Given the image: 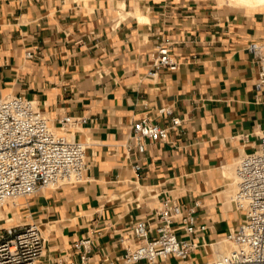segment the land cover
I'll return each mask as SVG.
<instances>
[{"label":"crops","instance_id":"obj_1","mask_svg":"<svg viewBox=\"0 0 264 264\" xmlns=\"http://www.w3.org/2000/svg\"><path fill=\"white\" fill-rule=\"evenodd\" d=\"M230 1L0 0V93L35 100L56 128L66 114L88 119L74 131L87 143L84 181L26 201L46 240L40 264L78 262L74 243L87 236L105 264L124 252L135 221L156 225L164 198L207 225L185 236L199 244L194 261L240 223L234 165L264 133V88L248 50L264 45V6ZM163 42L179 66L151 76ZM144 117L169 134L141 152L132 125Z\"/></svg>","mask_w":264,"mask_h":264},{"label":"built area","instance_id":"obj_2","mask_svg":"<svg viewBox=\"0 0 264 264\" xmlns=\"http://www.w3.org/2000/svg\"><path fill=\"white\" fill-rule=\"evenodd\" d=\"M248 50L259 67L255 86L260 91L264 88V45L252 41ZM26 56L32 57L34 52L28 50ZM178 66L170 45L157 44L149 74ZM87 121L83 115L66 114L56 128L35 100L0 93V209L8 199L29 198L43 189L84 181L87 143L76 139L74 131ZM180 122L174 118L172 126ZM168 134V127L148 117L132 125V138L141 152L147 140L164 141ZM133 168L138 173L142 166L137 162ZM235 180L233 201L242 218L223 237L232 244L231 251H214L205 260L194 261L191 255L199 244L185 236L204 232L207 225L197 222L193 208L184 209L164 198L156 211V225L146 219L135 221L125 236L124 252L104 260L105 264H264V133L254 150L237 160ZM26 217L30 221L0 227V264H40L45 256L46 240L40 224L31 215ZM92 244L91 236L74 243L78 262L57 258L48 264H102L92 259Z\"/></svg>","mask_w":264,"mask_h":264},{"label":"bare ground","instance_id":"obj_3","mask_svg":"<svg viewBox=\"0 0 264 264\" xmlns=\"http://www.w3.org/2000/svg\"><path fill=\"white\" fill-rule=\"evenodd\" d=\"M232 2H235V4L237 3V5H238V3H243V5H244V3H246V5H248V4H251L252 6H255V7H257V6H260V5H263L264 6V0H231ZM230 1V2H231ZM229 2V1H228ZM248 3V4H247ZM233 4V3H232ZM245 6V5H244ZM235 169V168H234ZM236 185V184H235ZM236 188H237V186H236ZM17 199V198H16ZM16 199H8L6 202H5V204H4V206L0 209V219L4 216L5 217V215L8 213V212H10L11 211V209L12 208H15L16 206H18L19 204H20V202L18 201V200H16ZM25 204V203H24ZM23 204V205H24ZM4 207H6L5 208V210H4ZM15 217H11V216H9V217H6V221L7 222H5V223H0V227H9L10 225H11V221L14 219ZM16 219H17V217H16ZM224 242H227V241H223L222 240V242H219V243H215L214 245H213V249H214V251H215V253H217L218 251H220V252H229V251H231L232 249H233V246L232 245H229V246H227V244H225Z\"/></svg>","mask_w":264,"mask_h":264},{"label":"rangeland","instance_id":"obj_4","mask_svg":"<svg viewBox=\"0 0 264 264\" xmlns=\"http://www.w3.org/2000/svg\"><path fill=\"white\" fill-rule=\"evenodd\" d=\"M224 1V0H222ZM237 162V161H236ZM236 167V163L234 165V168ZM234 177H235V169H234ZM236 192V186L233 187V195L234 193ZM30 198V197H29ZM29 198H17L16 200H18L20 202V204L18 206H16L15 208H12L10 212H8L5 217L3 216L0 220H3L5 219L6 220V217H15L12 221H11V225L12 224H15V223H23V222H27V221H30V219L28 217H26V212H24V209L25 207L27 206L26 204V201L29 199ZM23 203H25V206L23 205ZM6 207H4V210H5ZM17 217V219H16ZM7 222V221H6ZM0 223H4V222H0ZM10 225V226H11ZM225 244H227V246L229 245H232L228 242H224ZM229 244V245H228ZM207 253H205V257H207Z\"/></svg>","mask_w":264,"mask_h":264}]
</instances>
